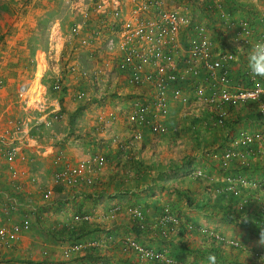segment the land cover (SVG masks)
Segmentation results:
<instances>
[{
    "label": "crops",
    "instance_id": "1",
    "mask_svg": "<svg viewBox=\"0 0 264 264\" xmlns=\"http://www.w3.org/2000/svg\"><path fill=\"white\" fill-rule=\"evenodd\" d=\"M260 2L263 0H258L259 7H257L252 0H235L234 3L241 4L243 8L238 11V17L232 18L230 15L237 24L243 20L250 23L251 33L249 36L240 35L241 28L239 26L235 28L228 26L231 29H228L229 31L226 33L227 36L231 35L233 39L238 40V47H242L239 49H241L243 68H247V53L251 50V46L245 41V38L252 43L264 39V28L261 27L264 22V5H261ZM221 4L223 5L222 2ZM236 28L239 30L237 33ZM59 33H51L54 41L60 35ZM67 37L68 34L61 36L63 42L60 52L65 50L62 48L65 46ZM76 44L79 47L78 57L81 62L87 67L92 66L93 53L90 52V49L94 48L90 46L94 43L83 46L81 45L82 41L78 39ZM55 45L57 48H54L53 51L52 49L50 52L44 51L47 57L53 55L56 58L58 56L57 49L60 46ZM49 68L45 70L43 66L41 75H39V67L38 70L36 68L37 75L35 74L34 81L27 87L23 86L27 89L25 97L18 93L20 97H24L23 104L7 90V87L0 86V128L10 129L12 120L23 119L26 122L23 147L25 146L24 150L27 153L26 162L19 160L15 162V167L19 171L17 178L11 176L7 161L0 162V226L6 225L8 222H20L25 217H29L31 221L30 230L21 236L13 248L0 247V264L7 262L57 264L50 262L53 261V258L39 257L36 246L45 244L59 247L63 244L64 247L73 243L67 235H63L62 231L74 225V215L77 213H89L92 216L90 222L78 225L79 227L84 226L82 230H84L85 240L83 241H96L99 244L97 246L88 245L82 252L76 253L69 259L64 258L61 252L58 255L60 258L57 260H67L63 264H106L109 261L113 264H138L136 255L127 251L122 245L121 239L126 237L135 238L141 244L153 248L160 245L159 247L169 250L166 244L169 247L173 246L174 251L170 253L177 256L176 258L183 264L189 260L194 261L193 264H212L208 259L209 256L215 257L214 264H224V262L251 264L248 262L249 259H253V262L261 260L260 264H264V258H251L254 254L250 256L240 248L236 250V248L221 242L214 243L207 235L200 232H197L195 238H193L192 232H188V235L183 237L187 230L189 231L185 225L180 226L177 232L171 234V238L169 237L165 241L162 239L159 226L155 221L158 214L167 208L173 215L175 214L177 219L180 218L185 222L192 218V221L202 225L220 226L222 230L224 228L223 231L233 225H242L245 229L241 230L245 240H249V237L260 236L256 230L264 231V224L258 223L256 216H253L258 213L260 218V213L264 212L262 210L264 208V192L258 187L245 190L251 205L247 208L246 218L241 220L233 218V224L228 225L218 221L221 218L217 215L225 217L227 207L230 206L229 212H233V206L230 204L231 202H228L227 196L225 198L221 196V193H219L220 195L214 194L211 188L214 185L220 186L221 181L219 182L218 179H222L225 174H231L230 172L249 176L248 170H244L242 164H237L235 159L231 167L226 169H223L219 164L220 159L217 160V164L220 165L217 166L219 174L223 177L216 176L214 172L218 171L213 168V165H217L214 159L215 147L221 144L222 148H225L223 153L226 152L231 144L233 133L228 135V132L219 131L218 134H215L212 131L214 128L208 126V116L203 118L207 115L206 112L201 115L197 111L190 117L187 116L188 114L180 112L172 114L173 107L180 103L178 100L172 105L170 115L166 119L169 126V131L166 134L156 135L149 128H145L143 130L144 138L140 142L134 143L132 135L135 128L126 122L125 115V112L131 107L132 89L122 77L113 73V76L108 79L112 86H108L107 90V86L100 85L106 88L98 90V85H94L92 81L74 75L66 67L60 70L59 64H54L52 66L53 80L62 77L63 85L61 90L49 93V85L45 82V75ZM236 69L231 70V74L235 77H237L235 74L240 73ZM252 79L254 78L252 77ZM37 80L41 86L40 95L34 104H31V91ZM76 87L80 88L75 89ZM189 87L190 85L186 89ZM81 89L89 93V99L75 98L76 92ZM111 92L115 93L114 100L106 99L104 94ZM184 95L187 97L186 92ZM105 99L108 100V103H104ZM205 105L208 104L205 103ZM22 111L24 117L17 115ZM215 112L211 111L210 113L214 115ZM56 113L62 116L58 120H53L52 117ZM195 116H199V119H195L199 125L193 126L192 130L195 134H184L180 131L178 135H174L173 131H178L177 123ZM112 117L116 119H112ZM239 117L243 118L244 116L240 115ZM102 118L108 121L111 128L97 131ZM247 123L245 122V125ZM256 123L260 125V122ZM115 135L127 140L126 142L129 144L125 147L119 146L112 139ZM95 153L104 154L107 163L95 176L96 183L94 185H88L86 182L75 187L55 185L54 174L60 166L65 163L75 164ZM248 155H250V150L247 152V157ZM257 155H251L250 161L242 159L241 163L244 162L243 164L247 165V168H254L255 172H251V176L259 180L262 179L263 183L264 174L261 173L264 170L262 169L264 161H261ZM196 172L203 176H199ZM33 176H36V182L31 181ZM248 176L245 177L252 178ZM214 177L217 179L213 180ZM15 181L20 182L22 186L20 191L14 188L12 182ZM47 188H54L53 195L49 199L44 198V191ZM188 197H191L192 201ZM10 198L16 200L17 204L12 216L8 217L5 215L4 209L6 205H9ZM115 205L120 206L122 210L112 214L110 210ZM128 207L143 209L145 214L143 227H139V221L127 212ZM181 214L186 215L182 216ZM31 228L43 231L41 230L40 234ZM55 229H61L60 232H56L58 236L53 232ZM30 231L33 235L32 239L28 236ZM109 234L114 235V240L108 239ZM245 242L250 248L249 241ZM242 246L244 250L248 249L244 242ZM214 248L218 249V253H213ZM248 252L253 253L249 249Z\"/></svg>",
    "mask_w": 264,
    "mask_h": 264
},
{
    "label": "built area",
    "instance_id": "2",
    "mask_svg": "<svg viewBox=\"0 0 264 264\" xmlns=\"http://www.w3.org/2000/svg\"><path fill=\"white\" fill-rule=\"evenodd\" d=\"M89 6L82 10L84 20L90 17L97 21L89 30L85 21L74 22L65 41L67 59L72 52L78 51L76 40H81L83 46H90L93 53L92 66L87 67L83 62L69 61L67 70L74 75H79L87 81L98 85L102 90L104 84L117 73L132 89V102L129 110L125 112L126 122L133 130L132 142H140L144 138V129L149 128L153 134L163 135L169 131L166 119L169 117L171 107L178 100H186L185 89L188 85H196L198 98L205 101L217 112L214 125L222 126L229 115V107H238L247 103H257L260 111H264V84L256 83L251 88L241 85L234 88L230 77V63L234 55L226 50L217 52L216 44L203 23L196 21L189 14L170 7L169 0H88ZM209 8L215 9L226 19L229 27L241 28V34L249 36L250 23L247 20L239 24L223 10L220 0H209ZM224 19V20H225ZM264 19V17H263ZM85 35H84V34ZM264 40V39H263ZM245 41H248L245 38ZM209 92L206 94V89ZM54 90L62 89L61 78H56L53 83ZM25 87L19 93L25 95ZM86 90H78L75 98L89 99ZM61 114L56 113L52 119L58 120ZM112 119H116L112 117ZM50 124V122H48ZM110 124L102 118L97 127L108 130ZM26 122L23 119L12 120L10 129L0 128V162L9 163V171L13 178L19 176L15 167L17 160L26 162L27 153L23 147V134L26 132ZM119 146H127L129 142L115 135L112 137ZM264 133L241 131L231 138L232 148L222 154L223 168H229L234 157L239 156L241 147L261 143ZM131 142V143H132ZM107 158L102 153H95L80 160L75 164L65 163L54 174L55 185L75 187L83 182L94 185L95 176L106 166ZM36 182V176L31 177ZM248 182L243 178L228 175L225 178L221 193L233 192L240 199L238 208L242 210L247 205V197L240 195L236 183ZM16 190L20 191V182H12ZM54 188L44 191V198L49 199ZM16 200L9 199L4 213L11 217L16 209ZM122 208L115 205L110 212L118 213ZM127 212L144 226V211L141 207H128ZM160 225L164 233L182 224L180 219L172 215L167 208L162 210ZM10 219V218H9ZM92 220L89 213L74 215V225L88 223ZM72 226V227H73ZM186 226V225H185ZM31 221L25 217L20 222L0 226V247L10 249L21 239V236L30 230ZM187 227V226H186ZM190 229L193 225L188 226ZM209 235L219 241H226L218 233L210 232ZM109 240L114 236L109 234ZM123 247L136 255L140 264H181L177 258L164 250L141 244L135 238H122ZM228 243V242H227ZM233 244V241H229ZM99 243L79 241L63 247L62 255L69 259L76 253L82 252L88 245L97 246ZM6 264H14L7 262ZM106 264H113L107 262Z\"/></svg>",
    "mask_w": 264,
    "mask_h": 264
},
{
    "label": "rangeland",
    "instance_id": "3",
    "mask_svg": "<svg viewBox=\"0 0 264 264\" xmlns=\"http://www.w3.org/2000/svg\"><path fill=\"white\" fill-rule=\"evenodd\" d=\"M220 2L223 3L222 5L223 10L227 12L228 14H230L232 18L236 17L238 14V11L241 8H243L241 4L235 3L232 7H227L225 6V3H224L225 0H220ZM208 4H209V0H169L170 7H173L175 9H178L182 12L189 14L196 21L201 22L206 26L207 30L209 31L213 39L214 44L217 45L215 48L217 52L226 50V51L231 52L235 56L234 59H232L230 63L231 70L234 68H237L236 69L237 72H240L242 74L245 73L248 70V68L242 67L243 60L241 56L242 54L240 53L241 49H239L237 45L238 40L233 39L231 35H228V36L226 35V33L231 28H228V24L226 23V20H224V18H221L218 15L213 14L211 10L207 9ZM260 4L264 5V0L263 2H260ZM87 6H89L88 0H0V86L7 87V90L11 94H13L15 98L18 99V101H20V103L23 104L24 102L23 98L25 97V95L23 98L19 96L18 93H19L20 88L23 86L27 87L29 86L30 83L34 81L35 74L37 73L36 68L38 70V67H39V75H41V72L43 71L42 69L44 66L45 70L46 68L47 70L49 67L51 68V69L49 68V71L45 75V78H46L45 82H47V84L49 85V93L56 91L53 89V82L55 81L53 80L52 66L54 64H59L60 70H62L64 67H66L67 69V64L69 61L73 62L77 60L81 62V60L78 57L79 51L77 50L72 52L71 56L68 59H67L66 53H63V51L60 52L61 43L63 42V39L61 38V36L65 34H69L70 27L74 22L85 21V23L87 24V28L89 30H92L93 26L97 24V21L91 20L90 17H88L87 20H84L82 10L86 8ZM261 27L264 28V22L261 25ZM237 31L239 30L236 28V33ZM52 32H58V33L60 32L59 33L60 35L55 41L53 37L51 36ZM55 44H58V46H60L59 49H57L58 56L56 58L53 55L47 57L44 51L50 52L51 49L53 51L54 48H57L55 47L56 46ZM62 49H65V50L67 49L66 43ZM235 75L237 76V74ZM231 79H232V86L234 88H236V86L241 85L239 83L240 80H238L237 77L233 76V78ZM61 80L63 82L62 77H61ZM110 85L111 84L108 83L102 86H107V90H108V86ZM78 88L80 87H76L75 89H78ZM104 88L106 87H103V89ZM195 88H196V85L193 84V85H190L189 88L185 89V92L187 93L186 100H180V103H177L173 107L172 114L180 112V113L188 114L187 116L190 117L191 114L196 113L197 111L200 112L201 115H203L204 112H206L205 114L207 115H205L203 118L208 116L209 118L207 120L209 122L208 126L210 127L212 126L214 128V130L212 129V131H214L215 134H218L219 131L224 132V133L228 132V135L233 133V136L237 135V133L241 131H248V132L260 131L261 133L262 132L264 133V118H261V119L258 118V117H264V111H260L259 105L257 103L250 104L249 106H246L244 108L242 106H238L236 108L229 107L228 108L229 115L226 119L228 123L222 126H216L214 125V122L215 120H217L216 119L217 116L210 113L214 109H212L209 105H205L206 102L198 98V93L195 90ZM40 90H41V86L39 85V80H37L31 91V95H32L30 96L31 104H34L36 98L37 99L39 98ZM208 92L209 90L207 88L206 94ZM106 94L107 93L104 94L106 96V99L114 100L115 93L111 92L110 94H107V95ZM106 99L104 103L105 102L108 103V100ZM91 106L93 107V104ZM258 112H260V114H258ZM17 115H20V117L25 116L23 111L18 112ZM240 115H243L244 117L243 118L239 117ZM195 119H199V116H195L194 118H187L185 121H181L177 123L178 131L174 130L173 131L174 135H178L180 131L184 132V134H187V133L195 134L194 131L192 132L193 126L196 127L199 125V123L195 121ZM261 121L263 123L260 125H257L256 122L259 123ZM245 122H248V123L245 125ZM261 143H256L253 147V150H250V152L254 153V156L258 154L257 155L258 158L261 161L262 160L264 161V140ZM223 149L225 148H222L221 144L215 147L214 159L216 160V164H217V160L219 159H220L219 164L222 163L221 154H223V151H224ZM248 151L249 150L244 147L240 148L241 154L237 157H234L235 160H237L238 162V163L237 162L235 163L243 164L244 162L241 163L242 159H245V161L246 160L250 161L251 155H248L247 157ZM217 166H220V165L218 164L213 165V168L218 170L214 172L216 176H222L221 174H219L220 171ZM223 169H226V168H223ZM256 169H260V168H256ZM262 169H264V167ZM251 172L252 173L255 172L254 168L252 167L248 168L249 176L243 175L241 178L246 180L248 183L252 182L250 183V185L253 183L261 184L263 180L262 179L259 180L258 178L251 176ZM196 174H198L199 176H203V174L201 173L196 172ZM261 174H264V170L262 171ZM228 175L229 174H225L223 175L224 177L222 176L223 177L222 179H218L219 182L221 181L220 186L214 185L211 188L214 194L221 193L220 189L222 186H224L225 178ZM245 176L252 177V178H247ZM234 177L238 178L237 176H234ZM209 179H210V176H209ZM214 179H217V178L214 177L213 180ZM259 188L261 189L262 192H264L263 184H261ZM231 204L233 206L232 208L233 212H229L228 215H226L225 217H221L220 215H217L218 217L221 218L218 221H220L222 224H226V225L233 224L234 219L232 220L231 218H235V220H241L247 217L246 211L250 204H248L246 208L244 207L245 209L238 210V211L237 209H235L236 204L235 203H231ZM162 212L163 211H161L158 214V216L155 218V221L157 222V225L159 226V228L157 227L159 229V233L163 237L161 238L166 241L168 240L171 234H175L177 232V228H174L173 230L168 231L167 234L164 233L163 231L164 227L160 225V221H159V219H161L162 217L161 216ZM181 215L183 216L186 214H181ZM173 216H175V214ZM253 216H256V221H258V223L264 224V213L262 212L260 213V218L258 217V213L254 214ZM191 221H192V218L188 219V222H185L180 219V222H182L181 226L186 225L188 227L190 224L193 225L192 229L188 227L189 231L187 230V233L184 234L183 237L187 236L188 232L189 233L192 232L194 234L193 238H195L197 232H200L201 234H204V235L205 234L209 235L210 232L218 233L220 236L224 237L226 240V241L222 240L219 242L229 245L232 248H236V250H239L237 248H240L242 249L243 252H247L250 256L254 254L253 256H251V258H257V259L264 258V254H262L264 253V243L261 242L260 236H255V238L249 237V240H245V238L243 237L242 231H241L242 229L245 230L242 225H233V226H230V228H227L225 231H223L224 230L223 226H222L223 228L222 230L220 226L210 227L206 224L202 225L199 222H194V221L191 222ZM32 229L33 228H31V230ZM33 230L37 233L40 232L41 234L42 229L39 231L38 230L36 231V229H33ZM60 230L55 229L53 230V232L56 235V232H60ZM28 236L31 239L33 238L31 231L29 232ZM83 240L85 239H82L81 241ZM229 241H233L234 243L231 244L229 243ZM245 241H249L250 248L246 244ZM76 242H79V241L76 240ZM243 242L248 247V249L251 250V252L253 253L248 252V249L244 250L242 248ZM156 246H158V248L156 249L164 250L165 252H168L171 256H174L173 254L170 253L174 251L173 246L169 247L166 244V247H168L169 250L166 249L165 247L163 248L159 247L160 245H156ZM156 246H154V248ZM36 247H37L39 257L44 256V258H53L52 259L53 261H50L51 263L63 264L65 261H67V260L65 261L57 260V258H60L58 257V255H60L63 250L62 249L63 244H61L59 247L54 246V245L37 244ZM260 261L261 260H257V261L255 260L253 262V259H249L248 262L251 264H260ZM193 262L194 261L189 260V261H186V263L185 262L184 263L193 264ZM224 264H230V263L224 262Z\"/></svg>",
    "mask_w": 264,
    "mask_h": 264
},
{
    "label": "trees",
    "instance_id": "4",
    "mask_svg": "<svg viewBox=\"0 0 264 264\" xmlns=\"http://www.w3.org/2000/svg\"><path fill=\"white\" fill-rule=\"evenodd\" d=\"M235 0H225V6H227V7H232L235 3ZM232 4V5H231ZM207 9L208 10H211V12L213 13V14H215V15H218L219 17H221V18H223L222 16H221V14L219 13V12H217L215 9H213V8H209L208 6H207ZM230 13V12H229ZM231 14H233V13H231ZM230 77L231 78H233V75L232 74H230ZM235 77V76H234ZM237 79L238 80H240L239 81V83L243 86V87H245V88H251V87H253L256 83H261V82H263L262 84H264V78H259V77H257V78H255V79H252V76L249 74V70H247L245 73H237ZM232 80V79H231ZM250 104H252V103H247V104H245V105H242V107L244 108V107H246V106H249ZM232 108V107H231ZM233 108H235V107H233ZM212 112H215L214 110L212 111ZM257 113V112H256ZM258 114H260V112H258ZM215 116H217L216 115V112H215V114H214ZM258 118H264V117H258ZM217 119V118H216ZM226 123H228V121H226L225 120V122H224V124H226ZM263 122L261 121L260 122V124H262ZM231 143V142H230ZM256 143H253V144H250V145H247V146H244V148H246V149H248V150H253V147H254V145H255ZM257 146V145H256ZM232 148V145L230 144V146H229V149H231ZM242 148V147H241ZM240 149V148H239ZM250 155H254L253 153H251L250 152ZM234 159L235 158H233L232 159V161H231V165H232V163H233V161H234ZM242 166L244 167V170L245 169H247L248 170V168H247V165H244V164H242ZM231 167V166H230ZM229 167V168H230ZM243 169V168H242ZM232 173V172H231ZM231 175V174H230ZM232 175H234V176H237L238 178L240 177H242L241 175H237V174H233L232 173ZM250 183H252V182H249V183H247V184H245V183H242V182H238V183H236V186L238 187V189L240 190V195H243V196H245V197H247L246 196V188L247 189H249V188H259L260 187V184L259 183H253V184H251L250 185ZM263 185H264V182L262 183ZM222 195L221 196H223V197H225V196H227V200H229V202H231V203H235L236 204V207H235V209H237V211L238 210H240L239 208H238V202L240 201V199L241 198H239L237 195H235L233 192H231V191H228V193H226V194H224V193H221ZM224 194V195H223ZM220 195V194H219ZM189 198V200L190 201H192V198L191 197H188ZM226 198V197H225ZM247 199H248V201H247V205L245 206V208L248 206V204H250L249 203V201H250V198L249 197H247ZM230 203V204H231ZM230 206H228L227 207V215H228V213H229V211H230ZM245 208H243V209H245ZM262 209V208H261ZM263 211H264V208L262 209ZM262 213H264V212H262ZM232 220H233V218H231ZM82 224H84V223H82ZM139 227H141L140 225H138ZM184 226V225H183ZM82 228H84V226L83 227H79L78 225L77 226H73V227H67L65 230H63L62 231V233H63V235H67V237H68V239L71 241H73V242H76V240H78V241H81L82 239H84V230H82ZM139 229V228H138ZM139 231V230H138ZM263 230H256V232L257 233H261ZM205 235H207L208 236V238H210L211 240H213V242L214 243H216V242H219V240H217V239H215V238H213V237H211V236H209L208 234H205ZM66 237V236H65ZM206 239H207V237H206ZM208 240V239H207ZM213 253H218V249L217 248H214V252ZM177 257V256H176ZM175 257V258H176ZM138 264H140L139 262H138ZM155 264H164V263H155ZM181 264H183V263H181ZM195 264H197V263H195Z\"/></svg>",
    "mask_w": 264,
    "mask_h": 264
},
{
    "label": "clouds",
    "instance_id": "5",
    "mask_svg": "<svg viewBox=\"0 0 264 264\" xmlns=\"http://www.w3.org/2000/svg\"><path fill=\"white\" fill-rule=\"evenodd\" d=\"M252 2L259 7L258 0H252ZM247 43L251 46V50L247 53V68L249 74L254 79L257 77L264 78V40L255 43L247 41ZM260 239L264 243V231L260 233ZM208 259L214 264V256H209Z\"/></svg>",
    "mask_w": 264,
    "mask_h": 264
},
{
    "label": "bare ground",
    "instance_id": "6",
    "mask_svg": "<svg viewBox=\"0 0 264 264\" xmlns=\"http://www.w3.org/2000/svg\"><path fill=\"white\" fill-rule=\"evenodd\" d=\"M25 95H26V92H25Z\"/></svg>",
    "mask_w": 264,
    "mask_h": 264
}]
</instances>
